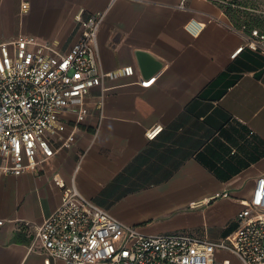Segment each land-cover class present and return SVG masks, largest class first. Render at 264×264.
<instances>
[{
    "label": "crops",
    "instance_id": "1",
    "mask_svg": "<svg viewBox=\"0 0 264 264\" xmlns=\"http://www.w3.org/2000/svg\"><path fill=\"white\" fill-rule=\"evenodd\" d=\"M219 1L227 2L0 0V38L33 34L63 51L81 33L78 13L105 11L99 67L135 66L91 89L74 139H57L55 154L37 169L0 173V264H46L25 222H42L73 179L145 233L188 229L214 240L237 226L243 200L264 174V51L247 44ZM137 49L163 66L144 77ZM78 114L75 105L64 112L65 135ZM225 259L243 264L218 249L217 264Z\"/></svg>",
    "mask_w": 264,
    "mask_h": 264
},
{
    "label": "built area",
    "instance_id": "2",
    "mask_svg": "<svg viewBox=\"0 0 264 264\" xmlns=\"http://www.w3.org/2000/svg\"><path fill=\"white\" fill-rule=\"evenodd\" d=\"M28 7L27 1L22 2L24 10ZM104 15L105 11L78 13L81 33L67 51L33 34L0 38V173L37 169L55 154L57 139L62 143L74 139L78 122L85 117L84 99L93 87L106 78L135 72L133 64L99 67L98 30ZM240 29L251 48L264 51L263 32L248 31L246 25ZM71 105L79 107V114L65 135L64 112ZM158 130L148 131V136L154 137ZM243 202L237 226L219 239L188 229L145 233L85 195L73 179L42 222L25 223L43 247L46 264L52 258L66 264H217L218 249L232 251L243 264H264V174ZM4 222L0 217V226Z\"/></svg>",
    "mask_w": 264,
    "mask_h": 264
},
{
    "label": "rangeland",
    "instance_id": "3",
    "mask_svg": "<svg viewBox=\"0 0 264 264\" xmlns=\"http://www.w3.org/2000/svg\"><path fill=\"white\" fill-rule=\"evenodd\" d=\"M221 2L225 5L224 8L231 5L232 0H225ZM235 4L232 5L233 9L228 14L234 23L245 24L246 29L249 24H254L260 32L264 33V0H233ZM232 15V16H231ZM257 22H261L257 24ZM248 30V29H247ZM249 31V30H248Z\"/></svg>",
    "mask_w": 264,
    "mask_h": 264
},
{
    "label": "water",
    "instance_id": "4",
    "mask_svg": "<svg viewBox=\"0 0 264 264\" xmlns=\"http://www.w3.org/2000/svg\"><path fill=\"white\" fill-rule=\"evenodd\" d=\"M136 55L141 73L146 78L152 76L163 66V61L147 49H137Z\"/></svg>",
    "mask_w": 264,
    "mask_h": 264
},
{
    "label": "trees",
    "instance_id": "5",
    "mask_svg": "<svg viewBox=\"0 0 264 264\" xmlns=\"http://www.w3.org/2000/svg\"><path fill=\"white\" fill-rule=\"evenodd\" d=\"M231 2V5L227 6L226 8V12L229 14L230 13V10L233 9L232 5L235 4V1H230ZM223 5V4H222ZM225 6V5H223ZM232 16V15H231ZM261 22H257V24H260ZM242 25H245V24H238V26H242ZM253 28H256V26L254 24H249V27L247 28L248 30H252Z\"/></svg>",
    "mask_w": 264,
    "mask_h": 264
}]
</instances>
